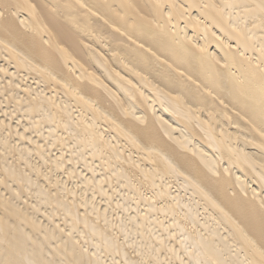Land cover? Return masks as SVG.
Segmentation results:
<instances>
[{"label":"bare ground","instance_id":"obj_1","mask_svg":"<svg viewBox=\"0 0 264 264\" xmlns=\"http://www.w3.org/2000/svg\"><path fill=\"white\" fill-rule=\"evenodd\" d=\"M0 264H264V0H0Z\"/></svg>","mask_w":264,"mask_h":264}]
</instances>
